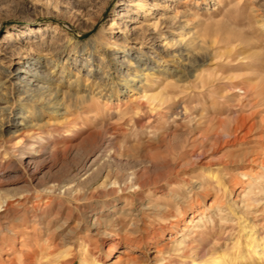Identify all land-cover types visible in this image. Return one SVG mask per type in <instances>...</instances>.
Returning a JSON list of instances; mask_svg holds the SVG:
<instances>
[{
  "label": "rangeland",
  "instance_id": "1",
  "mask_svg": "<svg viewBox=\"0 0 264 264\" xmlns=\"http://www.w3.org/2000/svg\"><path fill=\"white\" fill-rule=\"evenodd\" d=\"M263 77L264 0H0V264H264Z\"/></svg>",
  "mask_w": 264,
  "mask_h": 264
},
{
  "label": "bare ground",
  "instance_id": "2",
  "mask_svg": "<svg viewBox=\"0 0 264 264\" xmlns=\"http://www.w3.org/2000/svg\"><path fill=\"white\" fill-rule=\"evenodd\" d=\"M252 66V64H250ZM249 64L246 65L247 66H250ZM257 68V67H256ZM262 68V67H261ZM255 71V70H254ZM253 72V69L252 71ZM253 74H247V76H244V81H247V92L249 91H252V89H254V86L253 84H250L248 82V80H250L252 78ZM264 78V77H263ZM241 79V78H240ZM264 82V81H263ZM257 86V85H256ZM260 86V84H259ZM246 87V86H245ZM261 88V86H260ZM244 89V88H243ZM256 91V89H255ZM260 91V90H259ZM254 92V91H253ZM245 94V93H244ZM249 94V93H248ZM262 94V93H261ZM264 95V93H263ZM260 97V96H258ZM259 104V103H258ZM253 106V105H252ZM256 106V105H255ZM255 108V107H254ZM250 110V109H249ZM261 111V109H260ZM260 111H259V108H256V110L253 109V111L247 113V114H242L241 112H237L231 119L233 120V127L231 128H228L230 129L229 131H225L223 132V130L225 129H222L221 125L224 123V119L223 118H219V117H214V118H209L211 123L212 121H215L217 124L215 125L214 127V124H210V126H208L206 129V136L205 137H209L210 139H212L211 142V146L210 148L211 149H216L220 144H227L228 141L227 139L225 140V138L229 137V136H232L234 139H239V138H243V137H246L247 138L249 136H252L254 137L255 139H263L264 138V135H257L259 133V130L262 129V123L264 122V115H260ZM157 112V111H156ZM158 114V113H157ZM161 116V115H160ZM217 116V115H216ZM258 117V119H256V117ZM226 122V121H225ZM232 123V122H230ZM21 125V124H20ZM231 125V124H230ZM21 126H26L25 124L24 125H21ZM205 132V131H204ZM224 139V140H223ZM233 139V140H234ZM237 139V140H238ZM245 139V138H244ZM24 140V135H21L19 139H17L16 142L13 143V145H18V144H21L20 142H22ZM207 141V139L205 140ZM24 142V141H23ZM233 142V141H232ZM17 147V146H16ZM260 147V146H259ZM261 148V147H260ZM1 150V149H0ZM239 156V157H238ZM236 159L232 160L231 162L233 161H238L239 163L240 162H244L245 164L247 165H258V166H264V155H260L259 153H257L256 151H253V150H249L247 152H244L242 151V153L240 155H238ZM236 157V155H235ZM224 162V161H223ZM237 162V163H238ZM37 162L31 158V159H28L27 161H25V164H24V167L26 170H31V168L33 167V170L37 168ZM244 164V165H245ZM216 165H222L221 162H216ZM246 165V166H247ZM225 166V165H224ZM218 168V167H217ZM247 171L244 170V169H241L239 171V173H246ZM225 174V173H224ZM251 175V174H250ZM249 175V176H250ZM239 176V175H238ZM255 179V178H254ZM219 180V179H218ZM231 180V179H230ZM235 180V179H234ZM232 182V181H231ZM187 183H188V180H187ZM192 184V183H191ZM196 185V184H195ZM72 185L68 186L67 189H71ZM195 187V186H194ZM197 187L199 188V186L197 185ZM241 197V196H240ZM183 199V198H182ZM247 204V202H246ZM252 207V206H251ZM7 211V210H6ZM192 218V217H191ZM175 221V220H173ZM100 221L98 219V216H94L92 218V220L89 221V224L92 228H94L97 224H99ZM248 225V224H247ZM244 226V225H243ZM168 227L169 228H174L176 227L174 223H172V220L171 222L168 224ZM186 228V226H184ZM184 229V228H183ZM252 233V232H251ZM250 233V234H251ZM249 234V235H250ZM70 239H68L67 242H69ZM252 245H251V249H252V254L253 255H256L258 257L261 256V254H263V248L260 246H258L259 244L256 242L257 240L255 239H252ZM65 242V240H63V238H61L56 244L53 245L52 248H50L51 250L50 251H46V250H42L41 251V257H40V261H38V264H43L44 262H48L50 260V257H48L49 255H51V253L53 251H55L56 249L59 248V245L63 244ZM72 242V241H71ZM150 242L151 243H155L154 240H152V238L150 239ZM156 244V243H155ZM176 244V243H175ZM110 247V246H109ZM110 249V248H108ZM162 249V248H161ZM191 249V248H190ZM199 250V249H198ZM186 252V251H185ZM199 252V251H198ZM21 254L22 256H24L25 258V262L27 264H32L33 262V258L31 256H29L28 254L26 255V253H24L23 251H21ZM126 254V253H125ZM186 254V253H185ZM202 254V253H201ZM188 255V253H187ZM27 256V257H26ZM35 258V257H34ZM223 258L221 257H218V258H214V262H212L211 264H220L222 261ZM6 261L9 260V258H6L5 259ZM212 260V261H213ZM99 264H103V262H100ZM204 264V263H203Z\"/></svg>",
  "mask_w": 264,
  "mask_h": 264
}]
</instances>
